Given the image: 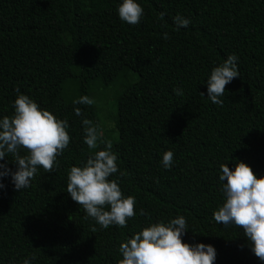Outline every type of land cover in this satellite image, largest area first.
Instances as JSON below:
<instances>
[{
    "label": "trees",
    "instance_id": "trees-1",
    "mask_svg": "<svg viewBox=\"0 0 264 264\" xmlns=\"http://www.w3.org/2000/svg\"><path fill=\"white\" fill-rule=\"evenodd\" d=\"M122 2L0 0V119L24 94L67 120L71 137L53 171L38 168L28 188L0 178V264H118L120 243L177 216L187 223L182 241L213 246L214 264H264L242 229L213 217L225 200L221 164L244 162L264 176V0H136V25L119 18ZM177 14L187 28L176 29ZM232 54L239 77L221 106L207 97V79ZM85 95L92 105L74 104ZM84 118L112 142L119 171L110 179L136 200L126 227L102 228L66 191L71 167L94 152Z\"/></svg>",
    "mask_w": 264,
    "mask_h": 264
},
{
    "label": "clouds",
    "instance_id": "clouds-1",
    "mask_svg": "<svg viewBox=\"0 0 264 264\" xmlns=\"http://www.w3.org/2000/svg\"><path fill=\"white\" fill-rule=\"evenodd\" d=\"M143 8L136 0H123L118 7L122 21L130 25L140 22ZM164 13H160L163 19ZM176 29L187 28L190 19L177 14L173 17ZM164 39H169L164 33ZM239 77L237 57L229 55L222 64L212 69L207 79V97L214 104L223 105L219 97L224 96L225 87ZM16 91L19 93V89ZM182 95V89L174 90ZM204 95L203 93H200ZM88 96H81L74 104L92 105ZM14 115L0 119V160L12 156L16 170L12 171L7 163H0V178L11 176L17 191L28 188L36 176L38 168L52 172L57 157L63 153L70 142L67 132V120L58 119L50 111L43 110L27 95L19 94L14 101ZM75 115L83 116L79 107L74 108ZM84 143L89 150H94L83 166H73L68 174L66 191L71 199L85 209L86 218H93L102 228L110 225L127 226L128 218L136 215V200L125 197L119 187V179H110L119 169L118 157L112 150L111 141H105L98 125L87 118L82 119ZM103 145L102 150H98ZM22 150L26 154H22ZM174 154L166 151L162 157L164 168L173 163ZM219 180L223 184L224 203L213 213L214 220L225 227L235 224L243 230L250 242L251 251L264 261V176L257 178L253 170L244 162L236 163L233 170L226 164L220 165ZM123 176L125 173L120 172ZM4 187L0 183V189ZM107 209V210H106ZM145 215L143 209L140 212ZM97 229L93 228L95 232ZM187 230L184 216L165 223H150L142 231L134 234L119 245L122 259L118 264H214L216 250L211 245L184 243L181 237ZM35 257H31L34 260ZM23 264H31L25 259Z\"/></svg>",
    "mask_w": 264,
    "mask_h": 264
},
{
    "label": "rangeland",
    "instance_id": "rangeland-1",
    "mask_svg": "<svg viewBox=\"0 0 264 264\" xmlns=\"http://www.w3.org/2000/svg\"><path fill=\"white\" fill-rule=\"evenodd\" d=\"M110 92H111V95H110ZM107 93L109 94V97H111V96H114V89H108L107 90Z\"/></svg>",
    "mask_w": 264,
    "mask_h": 264
}]
</instances>
